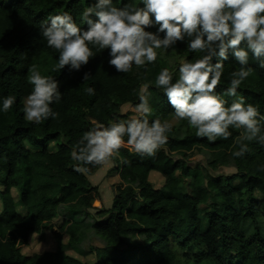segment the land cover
Returning a JSON list of instances; mask_svg holds the SVG:
<instances>
[{
	"label": "trees",
	"instance_id": "trees-1",
	"mask_svg": "<svg viewBox=\"0 0 264 264\" xmlns=\"http://www.w3.org/2000/svg\"><path fill=\"white\" fill-rule=\"evenodd\" d=\"M95 3L0 0V264H89L68 256L71 250L83 257L93 254L92 264H264V235L258 228L260 217L264 220V146L243 141L248 151L235 157L242 129L230 127L227 140L210 142L198 137L185 120L182 136L172 127L168 142L154 157L121 148L113 159L120 182L112 187L110 207L101 203L97 188L88 182L100 166H89L86 173L74 170L78 162L72 151L83 134L98 123L108 126L117 119L127 120L122 109L135 107L143 89L152 108L150 123L173 116L156 78L167 68L175 82L181 60L195 62L203 55L188 49L186 39L174 50L157 49L155 63L133 65L129 72L119 73L108 63L110 50L89 45L93 56L87 65L79 71H70L69 66L58 70L60 53L40 35L41 23L67 12L83 30L82 13ZM125 3L140 6L141 0H113L116 7ZM147 30L156 32V27ZM32 65L42 76L55 79L62 93L60 102L50 105L58 117L38 125L25 120L23 113V101L33 88L27 82ZM247 67L252 71L237 96H224L231 73L240 68L230 50L216 93L228 105L243 99L255 106L264 132V119H260L264 117V68L251 52ZM84 73L90 74L87 81L82 79ZM89 87L95 89L94 95L87 93ZM8 96L16 99L4 112L3 100ZM50 144L56 145L54 151ZM200 152L205 153V161H187ZM175 154L180 159H174ZM222 169L234 171L219 174ZM151 172L163 177L162 187L152 188ZM12 189L18 192L24 216L15 210ZM254 191L261 200L253 198ZM95 201L99 207L93 206ZM56 218L62 219L59 229L53 226ZM247 220L254 229L248 235L241 230ZM47 227L57 242L56 252L23 255L28 237ZM63 236L68 238L66 244Z\"/></svg>",
	"mask_w": 264,
	"mask_h": 264
},
{
	"label": "clouds",
	"instance_id": "clouds-1",
	"mask_svg": "<svg viewBox=\"0 0 264 264\" xmlns=\"http://www.w3.org/2000/svg\"><path fill=\"white\" fill-rule=\"evenodd\" d=\"M82 17L86 22L83 30L67 12L49 16L40 25L39 32L47 46L60 53L58 70L69 66L70 71H79L93 56L89 47L93 45L110 50L109 65L119 73H127L133 65L139 68L155 63L157 49L174 50L178 42L187 39L188 49L202 53V58L183 62L175 82L167 68L156 78L174 116L186 120L198 137L210 142L217 138L227 140L232 135L230 127L242 129V143L240 150L233 153L235 157H243L248 151L243 141L264 146L258 109L243 99L228 105L216 93L230 50L240 68L231 73L224 96L236 97L250 75L249 52L264 68V0H141L140 6L125 3L123 7L113 6V0H97L83 11ZM153 27L156 32L147 30ZM82 79L87 81L90 74L84 73ZM27 82L33 88L24 100L25 120L38 125L49 118L56 119L59 113L50 105L62 99L58 82L42 76L36 65L29 68ZM86 91L95 94L92 87ZM15 99L4 98V112L9 111ZM139 101L135 105L138 116L117 119L108 126L98 123L83 134L72 151V158L78 162L75 171L86 173L89 166H108L119 156L121 148L154 157L168 142L167 133L172 125L160 119L149 122L152 108L143 90Z\"/></svg>",
	"mask_w": 264,
	"mask_h": 264
},
{
	"label": "rangeland",
	"instance_id": "rangeland-1",
	"mask_svg": "<svg viewBox=\"0 0 264 264\" xmlns=\"http://www.w3.org/2000/svg\"><path fill=\"white\" fill-rule=\"evenodd\" d=\"M181 61L182 63L184 62V60H181ZM170 63H172L171 57H170ZM23 105H24V101H23ZM125 114L128 115V119L138 116V114L135 112V107H132V106H126L122 109L121 115L124 116ZM165 121L169 122L172 125V127H175L177 129L178 136H182L185 120H179L173 115V116H170ZM55 147H56L55 144L49 145V148L52 151L55 150ZM27 149H30L29 146H27ZM30 150H32V148ZM131 151L134 152L133 150ZM173 157L174 159H180V156L177 154L173 155ZM198 160L205 161L206 160L205 153H202V152L198 154L193 153L192 156H188L187 158V161L190 164H193L194 162ZM115 168H116V165L112 162V164L108 166H100V168L92 176L88 177V182L90 183V185L97 188L99 197L101 199V203L107 207H110L111 202H112L113 185H117L120 182L119 171L117 172ZM233 171H234L233 169H222L219 171V174L231 175ZM148 181L151 184L153 189H158L162 187L164 183L163 177L160 176V174L156 172H151L149 174ZM1 192H2V189L0 186V193ZM10 194L15 203V210L17 211V213L20 214V216H24L26 214V211L22 207H20V205L18 204V192L15 189H12ZM253 195H254L253 198L261 200V195L257 191H254ZM93 206L99 207L100 202L95 201ZM1 209H2V202L0 199V211ZM53 224H54L53 225L54 229L56 228L59 229V226H61L62 224V219L56 218L53 221ZM258 228H260V230L262 231L264 235V220L261 217L258 222ZM241 230L244 234L248 235L249 233H252L254 229H253L252 223L247 220L246 222L243 223ZM67 240H68L67 236L62 237L63 244H66ZM94 244L100 246V244L97 242H95ZM56 250H57V242L55 240L53 233L51 232L49 227H47L44 230V232L41 234H34V233L31 234L28 237L27 243L22 247L21 253L25 256H30L32 254L41 255L47 252L53 253V252H56ZM66 254L74 258L75 260L79 261L80 263L92 264L95 261L93 254H89L88 256L83 257L79 255L78 253H75L72 250L68 251Z\"/></svg>",
	"mask_w": 264,
	"mask_h": 264
}]
</instances>
